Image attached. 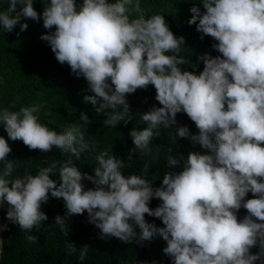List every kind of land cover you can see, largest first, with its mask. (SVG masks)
Listing matches in <instances>:
<instances>
[{"label":"clouds","instance_id":"9594fccd","mask_svg":"<svg viewBox=\"0 0 264 264\" xmlns=\"http://www.w3.org/2000/svg\"><path fill=\"white\" fill-rule=\"evenodd\" d=\"M34 0H7L0 11V28L12 32L22 18L39 22L49 31L48 42L60 64L88 84L84 101L106 116V127L127 124L132 118L126 94L148 85L156 90L161 107L140 114L143 130L130 132L141 155L151 153L150 144L160 127L175 125L176 115L185 113L198 129L192 135L187 126L176 129L179 138L198 143L210 154L189 152L186 158L167 157L169 167L183 162L179 173L165 174L153 187L141 176L122 171L125 164L102 152L95 157L94 176L81 173L71 159L59 168V184L51 179L56 162L36 175L9 179L11 148L0 137V207L7 203L6 218L20 231L39 230L48 219L41 205L51 197L62 199L66 216L88 213L101 238L121 242L150 241L155 235L166 242L163 253L172 264H255L264 255V0H200L204 11L193 6L188 21L204 36L214 38L216 57H201L203 70L197 75L182 70L184 38L176 37L164 16L141 13L139 0H48L42 16ZM19 10H17V6ZM28 25L20 24L21 31ZM110 81V82H109ZM37 107L0 111V124L12 141H22L29 150L61 153L79 159L88 150L85 134L75 126L57 132L39 122ZM87 122L88 117L81 114ZM132 156L129 155V159ZM150 164H145L148 170ZM84 179L95 187L85 190ZM251 192L252 199L245 200ZM162 203L149 207L153 198ZM243 207L247 215L238 220ZM145 214L161 219L157 228ZM58 224L68 233L65 219ZM260 221V222H257ZM139 227V234L135 227ZM0 225V231L7 230ZM25 239L35 243L37 237ZM259 246L260 252L250 249ZM69 254L76 251L70 243ZM87 247L81 252L84 258Z\"/></svg>","mask_w":264,"mask_h":264},{"label":"trees","instance_id":"16d2710c","mask_svg":"<svg viewBox=\"0 0 264 264\" xmlns=\"http://www.w3.org/2000/svg\"><path fill=\"white\" fill-rule=\"evenodd\" d=\"M77 7L83 0H75ZM109 3L115 0H108ZM48 0H34L33 7L42 16L43 5ZM141 13L131 14V18L144 15L145 18L153 14L164 16L169 29L176 37H183L184 44L179 55L187 63L181 65L182 70L199 74L204 67L201 59L205 54L216 57L222 55L213 49L212 45L218 43L210 36H204L196 30V25L188 21L193 13V6L204 11L200 0H139ZM8 7L7 0H0V11ZM19 5L17 10H19ZM28 25L21 31L20 24ZM55 31L43 27V20L39 22L22 18L12 32L0 28V111H19L21 107H37L39 122L50 129L59 132L66 131L75 126L85 134V142L89 148L81 153L79 159L69 154L61 153L53 148L51 152H41L39 149L29 150L22 141H12L8 138L2 124H0V137H4L11 152L6 157L12 160L13 172L9 179L22 178L25 175H36L39 169L56 162V169L51 179L59 184V168L71 159L72 164L83 174L94 176L97 166L95 157L102 152L115 156L124 162V175L135 174L148 179L152 186L159 187L165 174L183 170V162L175 167H169L166 160L169 155L178 160L186 158L189 152L210 154L198 143L188 138H179L176 129L187 126L190 134H198L193 121L183 112L176 115L177 123L169 129L160 127V135L151 141V153L141 155L135 149L130 132L135 129L143 130L146 123H140V114L148 112L153 106L161 107L155 100L156 90L148 85L146 89H137L132 94H126L130 112L133 118L127 123H120L116 127H106L103 123L105 114L97 113L95 107L84 101L88 84L83 77L72 73L70 66L60 64L47 41L41 39L43 35ZM110 82V81H109ZM81 114L88 117V121L80 119ZM264 146V145H262ZM129 155L132 156L129 159ZM145 164H150L148 170ZM3 162H0V171ZM82 183L85 190L95 185L84 179ZM249 192L245 200L252 199ZM162 202L153 198L149 207L155 209ZM7 203L0 207V225H7V230L0 231V264H172L169 256L163 253L166 242L155 235L150 241L121 242L115 237L101 238L100 230L88 219L85 211L82 215L66 216V208L62 199L51 197L47 203L41 205L48 219L42 222L39 230L31 232L20 231L17 224H12L6 218ZM247 210L241 207L236 213L238 220L247 215ZM65 219L68 233L65 234L58 224L56 217ZM146 222L154 224L157 228L164 227L161 219L145 214ZM260 222V221H257ZM139 234V227H135ZM35 235V243H29L25 237ZM76 246V251L69 254L68 245ZM87 247L83 259L81 252ZM256 254L260 252L257 245L250 249ZM255 264H264V255Z\"/></svg>","mask_w":264,"mask_h":264}]
</instances>
